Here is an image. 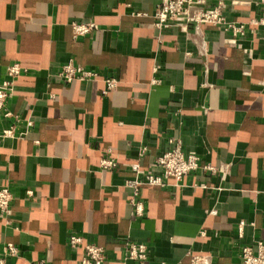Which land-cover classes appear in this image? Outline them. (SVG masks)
Masks as SVG:
<instances>
[{
  "label": "crops",
  "instance_id": "0c3cea01",
  "mask_svg": "<svg viewBox=\"0 0 264 264\" xmlns=\"http://www.w3.org/2000/svg\"><path fill=\"white\" fill-rule=\"evenodd\" d=\"M160 1L0 0V82L10 64L26 68L13 115L0 113V128L18 133L0 142V186L14 193L12 220L0 215V264H81L73 233L108 249L103 264H124L126 236L149 245L146 264H191V254L243 264L241 248L264 240V23L252 22L263 0H223L246 26L235 44L222 28H158ZM73 20L98 29L75 39ZM69 60L102 76L66 82L56 72ZM106 77L118 82L105 94ZM171 138L219 170L142 186L137 216L131 165L152 170ZM105 156L117 167L103 169ZM7 242L18 256L2 254Z\"/></svg>",
  "mask_w": 264,
  "mask_h": 264
},
{
  "label": "built area",
  "instance_id": "2783aa9c",
  "mask_svg": "<svg viewBox=\"0 0 264 264\" xmlns=\"http://www.w3.org/2000/svg\"><path fill=\"white\" fill-rule=\"evenodd\" d=\"M252 22L253 24L264 23V19H254ZM70 25L75 39L98 29L97 22L91 20H73ZM155 25L160 29L178 26L184 31H189L190 26H193L194 34L201 37L204 36L205 26L222 28L232 32V36L228 38L231 44H235L237 37L246 32L245 24L227 18L223 0L214 5H208L207 0H161L155 10ZM205 46L204 42L202 53L207 51ZM25 71L26 68L21 63L14 62L8 66L6 76L0 82V113L3 117L8 118L13 115L8 107V102L14 92L17 78ZM56 75L66 82H72L74 80L93 81L101 77L102 73L99 70L86 68L73 60H69L62 64ZM105 81L106 88L103 93L106 94L117 86L118 81L114 77H106ZM152 81L157 83L160 80L154 78ZM33 124V119L27 120L28 128L32 127ZM16 136L18 133L15 125L0 128V142L5 138ZM170 141L173 144L172 148L156 158L152 170L142 167L137 162L131 165L133 176L126 179L124 186L132 190L131 203L137 216H143L145 211L144 204L140 199L142 186L162 187L169 184L170 179L174 180V185L179 186L186 175L200 167L212 172L219 170L212 164H202L200 156L195 152H186L180 138H171ZM143 149L145 150V147ZM117 165L118 162L110 156L103 157L100 162L103 169H113ZM13 201L14 193L11 188L7 185L0 186V215L8 223L14 214ZM211 211L215 212V210ZM68 243L73 248L83 250L81 264H103L109 259V252L106 247L86 241L81 234H71ZM122 243L124 247L122 261L124 264H146L149 260V245L146 242L126 236ZM2 254L18 256L20 250L15 243L7 242L3 247ZM241 256L243 264H264V240L259 239L254 245H244L241 248ZM32 264H45V262L39 260ZM191 264H212V255L191 254Z\"/></svg>",
  "mask_w": 264,
  "mask_h": 264
}]
</instances>
